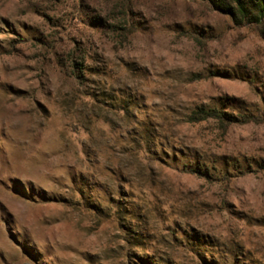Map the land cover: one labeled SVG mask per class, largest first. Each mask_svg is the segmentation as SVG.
<instances>
[{"label": "rangeland", "instance_id": "1", "mask_svg": "<svg viewBox=\"0 0 264 264\" xmlns=\"http://www.w3.org/2000/svg\"><path fill=\"white\" fill-rule=\"evenodd\" d=\"M0 264H264V22L0 0Z\"/></svg>", "mask_w": 264, "mask_h": 264}, {"label": "trees", "instance_id": "2", "mask_svg": "<svg viewBox=\"0 0 264 264\" xmlns=\"http://www.w3.org/2000/svg\"><path fill=\"white\" fill-rule=\"evenodd\" d=\"M208 2L215 10L229 15L238 26H260L264 22V0H203ZM192 122L216 120L222 126L233 124H247L255 118L244 117L241 121L230 118L218 111L205 112L201 109L191 115Z\"/></svg>", "mask_w": 264, "mask_h": 264}]
</instances>
